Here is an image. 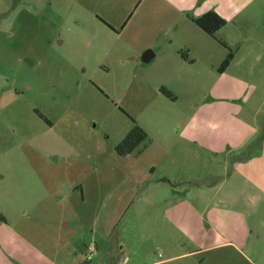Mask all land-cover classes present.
<instances>
[{
  "label": "rangeland",
  "instance_id": "374dc122",
  "mask_svg": "<svg viewBox=\"0 0 264 264\" xmlns=\"http://www.w3.org/2000/svg\"><path fill=\"white\" fill-rule=\"evenodd\" d=\"M225 1L215 37L172 36L211 43L215 67H162L156 88L143 55L167 0H0V212L26 257L264 264V0ZM193 113L196 148L174 133ZM133 120L149 138L119 156Z\"/></svg>",
  "mask_w": 264,
  "mask_h": 264
},
{
  "label": "crops",
  "instance_id": "0c3cea01",
  "mask_svg": "<svg viewBox=\"0 0 264 264\" xmlns=\"http://www.w3.org/2000/svg\"><path fill=\"white\" fill-rule=\"evenodd\" d=\"M231 1L232 0H226V5ZM167 5L172 9L173 13L167 11V13L162 16L158 15L152 18L150 17V20L148 18V22L151 25H158L156 27V30L160 33L159 35L156 34L157 38H155L153 43L150 45V50L153 51V56L151 55L152 58L149 63L156 62V67L152 70L153 75L157 76L153 77V85H155L156 88L160 87L161 85H168L167 83H169L168 78L159 75V73L162 71V67H167L168 69L172 65V69H175L177 72H188V74L192 75L193 77L195 74H190V72L194 71V69L196 67H199L201 64L208 62V64L214 65L215 67L216 63H218L212 56H210L211 53L213 55L215 54V47L211 46V43H208L209 45L207 47L200 45L197 48L192 47L187 42L183 46H181L182 48H174L172 44L174 41L172 39V36L175 35V33L181 31L187 32L199 38L204 36L213 38L202 29H200L192 21L191 17H198L208 11L214 10L221 16H224L218 9L217 0H204L201 6L199 5V0H167ZM187 12H192L194 13V15H187ZM128 22L129 20L125 23V27ZM161 38L163 39L161 40ZM162 42H166V44L169 42L170 43L164 46L162 45ZM182 53H185L187 55V58H184ZM162 98L163 101L161 102L163 104L169 102L166 97L163 96ZM210 102L211 101H209L208 104H210ZM207 109L211 110V108ZM191 115L193 116L191 119L189 118L187 123H185L184 125L175 126L174 133L180 138L179 144L190 146L195 145L194 148H196L199 145L200 138L198 134H202V127L199 125L196 114L193 113ZM167 130L171 135L172 132H170L169 129H162L164 134L168 133ZM211 137L209 136L210 140H212L213 142V144L211 145H213L214 147L216 132H213V135H211ZM249 138L250 136L247 139ZM243 145L244 141L239 143L236 146V149H242ZM3 181L4 179L0 174V184ZM28 243L29 242L26 240L25 236L22 233L10 227L9 220L6 215L0 212V264H27L28 262L30 264H57L54 259L44 253H39L38 256L36 254H30L29 257H26ZM179 256H175L170 259ZM167 260L168 259L157 261L153 264H162Z\"/></svg>",
  "mask_w": 264,
  "mask_h": 264
},
{
  "label": "trees",
  "instance_id": "16d2710c",
  "mask_svg": "<svg viewBox=\"0 0 264 264\" xmlns=\"http://www.w3.org/2000/svg\"><path fill=\"white\" fill-rule=\"evenodd\" d=\"M192 21L208 35L215 37L216 34L227 24L225 18H223L216 11H208L201 16L191 17ZM222 44L226 45L223 41ZM184 58H187L185 53H182ZM233 52H230L225 61L223 62L220 71L225 72L230 66L231 62L234 59ZM161 93L171 99L176 100V97L166 88H161ZM135 126L133 129L125 136V138L118 144L116 150L119 156H127L133 153L142 143L148 140V133L139 126L135 120H133ZM261 140L251 143L248 146L250 152L258 151L261 147ZM260 150V149H259Z\"/></svg>",
  "mask_w": 264,
  "mask_h": 264
},
{
  "label": "water",
  "instance_id": "95a60500",
  "mask_svg": "<svg viewBox=\"0 0 264 264\" xmlns=\"http://www.w3.org/2000/svg\"><path fill=\"white\" fill-rule=\"evenodd\" d=\"M151 55L153 56V51L149 50V51L145 52L143 55V61L145 63H149L151 58H152Z\"/></svg>",
  "mask_w": 264,
  "mask_h": 264
}]
</instances>
